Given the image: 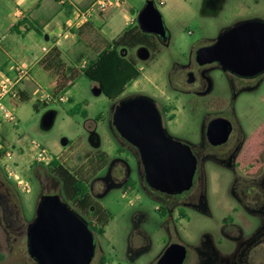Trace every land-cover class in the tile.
I'll list each match as a JSON object with an SVG mask.
<instances>
[{
    "label": "rangeland",
    "instance_id": "1",
    "mask_svg": "<svg viewBox=\"0 0 264 264\" xmlns=\"http://www.w3.org/2000/svg\"><path fill=\"white\" fill-rule=\"evenodd\" d=\"M91 1L95 0H79L78 4L72 0H67L68 4L52 0L54 11H61V14L67 17L65 22L57 27L59 20L57 14L52 13L49 16L46 10L39 9L37 13L41 16L40 19L33 22V19L28 21L26 18L28 22L25 23V27L32 24L39 33L31 30L32 34L28 33L29 35L23 38L22 35L26 33L24 25L19 27L18 31L13 30L15 26L13 24L20 23L18 19L13 22L14 11L23 10L32 17L34 6L28 5L27 8L26 4L19 6L18 0H0V66L9 61L5 54L8 50L21 49L22 52L33 55L36 47L45 43L43 29L48 23L46 30L53 32L52 40L55 42L57 34L65 28V23L71 21L74 10L85 9L88 7L86 4ZM153 2L161 12L170 33L169 45L166 48L158 43V51L155 53L142 47H138V54L137 50L127 53L136 61L141 75L129 83L116 102L109 101L103 95L94 97L91 89L97 85L80 76L68 91L61 94L65 96L66 101L43 105L39 101L40 96L52 94V91L51 83L35 76L41 66L34 67L28 78L27 100L6 101L16 116L17 126L3 124L0 129V140L1 138L6 140L3 149L12 152L18 174L30 184V192H19L14 182L6 178L0 162V179L11 185L8 197L3 198V201L9 198L8 205L5 206V201L3 207L0 206V264H36L27 253V226L35 217L36 206L42 195L56 194L62 199L61 184L48 172L47 161L34 162L37 150L32 145L33 141L41 144L48 151L50 158L56 159L72 173L82 172L86 175L92 200L103 209H108L112 216L104 228L105 240L103 236L102 238L94 234L99 242L108 246L109 250L110 242L125 237L129 210L132 211L141 201L144 206L151 207L150 200L145 196V193H148L145 192L147 187L136 167L137 160L131 161V152L134 151L112 125V115L120 100L139 95L153 98L159 107L169 112L168 120L172 121L168 126L181 135H192L191 139L200 134L202 119L207 113H210L209 116L221 113L232 122L237 121L247 131L257 127L264 120V83L259 91L244 92L233 100L229 87L230 78L218 69H212L208 73L213 82V89L207 95L196 96L195 92L198 89L196 85L186 82L188 70L186 67L192 63L194 52L214 41L222 31L238 22L264 20V0H223L217 10L206 7L207 0H153ZM144 3L145 0H124L120 6L98 14L100 23H95L91 19L87 24L74 28L72 35L65 40L69 41L72 37L74 46L60 55L61 62L65 67L80 70L110 45L124 28L135 24L136 15ZM63 43L64 41L61 42ZM12 55L14 56L11 53V57ZM68 99H72L73 102H69ZM75 103H84L83 109L89 104L86 108L89 112L87 119H83L79 114H69ZM48 111L55 112V121L51 129L44 130L41 127V118ZM92 132L95 136H90ZM64 138L69 142L66 147L61 145ZM99 153L105 162L102 168L116 158L128 162L130 168L128 178L135 182V190L122 187L107 194L103 192L102 176L105 171L97 172L100 169L99 164L92 160ZM124 181L125 184L126 180ZM0 195H3L2 190ZM10 210L12 215L9 214ZM90 218L89 216L88 219ZM211 224V220L202 222V227L194 223L183 224L186 229L185 231L179 229V232L184 239L192 241L196 236L208 233ZM150 225L147 222L143 228L154 240L166 236L164 232H155ZM92 264H100V255L95 256Z\"/></svg>",
    "mask_w": 264,
    "mask_h": 264
},
{
    "label": "flooded vegetation",
    "instance_id": "2",
    "mask_svg": "<svg viewBox=\"0 0 264 264\" xmlns=\"http://www.w3.org/2000/svg\"><path fill=\"white\" fill-rule=\"evenodd\" d=\"M156 38L164 47H168L169 40L163 42ZM134 50L139 53V48ZM186 69L187 79L189 73L193 77V82L188 84L196 85L198 89L195 95L198 97L207 95L213 89V82L208 76L212 69H218L230 78L233 100L244 92L259 91L264 83V72L254 78H240L223 72L216 63L200 66L195 60V52L192 63ZM157 107L167 133L188 145L195 157L191 188L178 195H168L149 188L144 180L139 154L131 146L134 151L131 152V161L137 160L136 167L147 187L145 196L150 200L151 207L144 206L141 201L132 211L129 210L127 233L123 239L110 242L109 250L92 232L94 258L100 255V264H159L166 250L171 245H178L180 247L172 252V256H180L183 247L185 252L181 264H264V120L247 131L237 121L232 122L221 113L212 116L207 113L202 119L200 134L191 139L190 134L181 135L173 131L168 126L172 121L168 120L169 112ZM216 118L228 120L232 130L224 143L213 145L208 140L207 129ZM93 135L94 132L90 133V136ZM103 170L104 193L122 187L125 189L129 182L133 186L131 191L135 190V182L128 178L130 168L126 160L113 159L97 172ZM113 171L119 176L114 175ZM10 186L0 179V191L3 192L0 195L1 207L5 201V206L8 205L9 198L4 201L3 198L10 193ZM9 214L12 215L11 210ZM82 218L88 224L97 222V219H88L89 216ZM205 220L212 221L208 233L196 236L192 241L180 235L179 231L186 229L183 224L194 223L202 227ZM147 222L155 232H164L166 236L154 240L143 228Z\"/></svg>",
    "mask_w": 264,
    "mask_h": 264
},
{
    "label": "water",
    "instance_id": "3",
    "mask_svg": "<svg viewBox=\"0 0 264 264\" xmlns=\"http://www.w3.org/2000/svg\"><path fill=\"white\" fill-rule=\"evenodd\" d=\"M221 0H207L206 7L217 10ZM136 23L144 34L170 40L161 12L153 0H145L136 15ZM200 65L216 63L223 72L240 78H254L264 72V20L251 19L238 22L222 31L211 45L195 52ZM188 74L187 83H192ZM94 97L103 94L101 86L91 89ZM55 112L48 111L41 118L44 130L52 128ZM117 134L140 157L147 186L168 195H178L191 188L196 160L190 147L175 140L163 127L160 111L153 98L139 95L120 100L112 115ZM232 130L231 123L223 118L212 120L207 129L211 144L224 143ZM61 140L62 147L68 145ZM26 247L36 264H91L94 254V235L85 219L75 212L59 195H42L36 206L35 217L27 226ZM171 245L159 264H181L180 256H172L179 248Z\"/></svg>",
    "mask_w": 264,
    "mask_h": 264
},
{
    "label": "trees",
    "instance_id": "4",
    "mask_svg": "<svg viewBox=\"0 0 264 264\" xmlns=\"http://www.w3.org/2000/svg\"><path fill=\"white\" fill-rule=\"evenodd\" d=\"M26 22L16 24L13 26V30L18 31V28L24 25L26 32L34 30L39 33V30L32 24L25 27ZM158 43L160 42L155 36L142 33L135 21L133 26L128 25L124 28L121 34L111 41L110 45L80 70L65 67L60 59L61 54L56 48L49 51L47 59L41 60L40 65L45 71L50 72L54 78L50 85L52 91L50 95L54 99L68 91L75 80L83 76L91 84L101 86L103 89L102 95L109 101L116 102L123 95L129 83L137 80L141 75V70L138 68L136 61L129 57L127 53L138 47L155 53L158 51ZM49 59L52 62L50 67L47 66L50 62ZM26 100V94L21 91L16 101L23 102ZM68 101L73 102L72 99H68ZM42 104L46 105L45 103ZM83 105L84 103H75L69 110V114H79L83 119H87L89 114L85 108H82ZM5 142L6 140L1 138L0 144L2 147H5ZM92 160L97 161L99 168H102L105 163L101 153L97 154ZM46 166L48 172L61 184L62 200L80 216H90L92 220L97 219V222L88 225L94 234L102 237L104 228L108 225L112 216L108 210L103 209L92 200L88 182L85 178L86 175L82 172L72 173L56 159H52ZM126 187L131 188L133 186L129 182Z\"/></svg>",
    "mask_w": 264,
    "mask_h": 264
},
{
    "label": "built area",
    "instance_id": "5",
    "mask_svg": "<svg viewBox=\"0 0 264 264\" xmlns=\"http://www.w3.org/2000/svg\"><path fill=\"white\" fill-rule=\"evenodd\" d=\"M62 4H66L67 0H59ZM124 0H95L85 9L74 10L71 21L65 26L60 33L57 34L54 46H59L61 39H67L72 35L74 28L81 27L87 24L94 16L107 11L108 9L120 6ZM68 4V3H67ZM163 2L160 3L162 5ZM46 51V49H44ZM14 75L8 76L5 74L0 75V129L3 124H10L17 126V119L13 111L8 107L7 100H17L21 90L23 80L28 77L29 68L21 65H16L13 68ZM64 95L54 99L50 94L41 95L39 101L41 103H61L66 101ZM33 147L37 150L35 155V162L47 161L50 163L48 151L43 148L37 141L32 142ZM0 162L3 165V170L6 178L12 180L21 193L30 192V184L18 174V169L14 161L11 151L3 149L0 144Z\"/></svg>",
    "mask_w": 264,
    "mask_h": 264
},
{
    "label": "crops",
    "instance_id": "6",
    "mask_svg": "<svg viewBox=\"0 0 264 264\" xmlns=\"http://www.w3.org/2000/svg\"><path fill=\"white\" fill-rule=\"evenodd\" d=\"M74 3L78 2L79 0H72ZM223 1V0H221ZM93 1L89 2L86 4V6H89ZM18 4L19 6H24L26 4L27 8L28 5H31V6H34L33 9H35L33 11V16L32 17H29V13L28 12H24L23 10H15L14 11V14H13V22L18 19V21L21 23L23 21H31V19H33V22L34 21H37L40 19V15L37 13V11L39 9H43V10H46L48 12L47 15H52V13H56L57 17H58V23H57V27H59L61 24H63L65 22V20L67 19L66 16H64V14H61L62 12H58L57 11H54V7H53V2L52 0H18ZM22 4V5H21ZM78 4V3H77ZM24 9V7H22ZM69 8V7H68ZM73 8V7H71ZM72 11V9H71ZM106 12V11H105ZM24 13V14H23ZM55 16V17H56ZM26 18H28L26 20ZM125 19L127 20V16H125ZM92 20L95 22V23H100L97 15L94 16L92 18ZM27 21V22H28ZM53 21V20H52ZM42 22V21H41ZM44 22V21H43ZM18 24L17 22H15L13 25H16ZM66 25L68 23H65ZM12 25V26H13ZM48 25H45L44 26V29H43V34L45 36V43H41V45H39L38 47H36V50L34 52V54H30L28 52H22V50H18V51H15V50H8V52H6V56L8 57L9 61L8 62H4L1 66H0V75L2 74H9L8 76H13L14 75V71H13V68L16 66V65H21L23 67H29V72L30 74L28 75V77L23 80L22 84H21V90L26 94L28 95V92L26 90V86L29 84L28 83V78L30 77L31 73H32V69L34 67H37V66H41L40 65V62L41 60H46L47 59V56H48V53L49 51L52 49V48H56L60 54H64V52H66L69 47L71 46H74L73 45V41H72V37L70 38L69 41H65L66 39H61L60 43H59V46H54V42L52 40V37L54 36L53 32H50V31H47L46 29L48 28ZM65 25V26H66ZM59 31V29L57 30V32ZM31 31L29 32H26L25 34L22 35V37L24 38L25 36L29 35V34H32L30 33ZM29 33V34H28ZM36 33V32H35ZM37 34V33H36ZM68 39V38H67ZM64 41L63 44H61V42ZM44 49H46V51H44ZM37 52V54H36ZM11 53L14 54V56L12 55L11 57ZM35 56V57H34ZM50 61V59H49ZM52 64V62L50 61L48 63V67H50V65ZM35 74V73H34ZM36 77H38L39 79H41L42 81H45V82H49V83H52L53 82V76L52 74H50V72H47L45 71L42 67L38 68V71H36V74H35ZM89 104L86 106V108H88ZM85 108V109H86ZM87 112H88V109H86ZM89 114V112H88Z\"/></svg>",
    "mask_w": 264,
    "mask_h": 264
}]
</instances>
